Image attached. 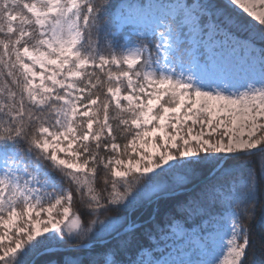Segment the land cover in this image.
Here are the masks:
<instances>
[{"label":"snow or ice","instance_id":"snow-or-ice-1","mask_svg":"<svg viewBox=\"0 0 264 264\" xmlns=\"http://www.w3.org/2000/svg\"><path fill=\"white\" fill-rule=\"evenodd\" d=\"M162 7L126 3L106 21L108 0H0V264L65 242L90 256L62 264H248L262 189L238 161L264 158V27L241 36L239 11L264 26V0ZM206 171L233 180L222 194L193 187L195 226L171 221L140 245L126 217L99 219ZM168 241L187 258L164 259Z\"/></svg>","mask_w":264,"mask_h":264},{"label":"trees","instance_id":"trees-1","mask_svg":"<svg viewBox=\"0 0 264 264\" xmlns=\"http://www.w3.org/2000/svg\"><path fill=\"white\" fill-rule=\"evenodd\" d=\"M120 0H108V4L114 6V8H109L106 10V14L104 19L107 21L109 17L113 14L115 6ZM200 2H205V0H199ZM212 3L221 7V9H225L228 11H236L228 7V2L225 0H211ZM239 19L242 21L244 27L242 28L240 35L241 36H248L249 34L259 36L261 31V27L259 26L258 22L252 20L251 17H248L247 14L242 13L239 11ZM251 30V32H250ZM123 143V141H121ZM250 161V163L245 168V174L247 173V169H253L258 177V182L262 189L261 197L258 200L256 205V220L250 224V231H251V244L249 247V254L247 257L248 264H264V227L261 226L259 223L261 211L264 210V180L260 179V170L261 167L264 166V158L261 157L259 153L255 156L251 157H241L240 161ZM211 172H198L195 177L190 178V182L185 183V187H189L195 184L200 179H204L207 175ZM151 175V174H150ZM160 182L165 185H171L174 182V176L172 174L162 176L159 178ZM233 180V176L225 175L216 173L212 175L209 179H205L201 181L199 185L196 187L197 190L200 188L207 187L211 192L213 188H215V192L217 194L218 190L226 186L228 187ZM146 181H141L140 185L134 187V191H139L141 188L144 187ZM100 182L98 180V187H100ZM228 189V188H227ZM193 189L189 191H184L178 193V195H167L156 198L155 195L152 197V203L147 206V210L144 207L137 206L132 210L124 213L120 210L113 209L106 213H102L99 217L101 220H107L113 217H126L127 221H132V224L137 222H144L143 225L137 226L134 229L136 236L138 237L137 243L140 245H146L150 241L148 240L145 233L147 231H157L158 229H167L169 222L173 220H180L183 225L186 227L188 225H194V221L198 220L199 217L196 215L189 216L185 210L184 204L186 201L190 199V194ZM156 198V199H153ZM74 210L79 208V203L77 198L74 196ZM216 207H220L219 202L216 204ZM91 217H86V219H90ZM124 223V222H123ZM126 225V224H125ZM124 225V226H125ZM99 227V226H97ZM119 227V226H118ZM122 229V228H120ZM104 236L102 238H105ZM126 238V237H125ZM101 239V238H100ZM99 239V240H100ZM64 246L70 245L69 243L65 242L62 244ZM111 246L109 243H101L96 244L97 249L104 247V246ZM39 252V251H38ZM34 252L31 254L27 259L30 262L31 258L34 256ZM132 255L131 252L126 253H117L116 259L118 260H127ZM79 257L81 260H86L89 258L90 253L87 250H80L79 252L75 251H51L47 252L46 254H41L37 257L35 264H62L65 259Z\"/></svg>","mask_w":264,"mask_h":264},{"label":"rangeland","instance_id":"rangeland-1","mask_svg":"<svg viewBox=\"0 0 264 264\" xmlns=\"http://www.w3.org/2000/svg\"><path fill=\"white\" fill-rule=\"evenodd\" d=\"M225 1H227L228 2V0H225ZM141 2V0H121L120 2H118V4L115 6V8H118L120 5H122V4H126V3H140ZM143 2L144 3H147L148 2V0H143ZM168 2H171V3H176V2H181V3H183V2H191V3H197V2H200L199 0H152V3L154 4V5H156V8L154 9V12H160V11H163V7L162 6H164V5H166ZM252 20H254L253 18H252ZM255 21V20H254ZM256 22V21H255ZM213 71H217V72H224V71H227V72H233V73H237V72H240V71H244V70H246V69H242V68H238V67H217V68H215V69H212ZM210 174V173H209ZM208 174V175H209ZM207 175V176H208ZM211 177V176H210ZM209 177V178H210ZM209 178H205V179H209ZM205 179H200L199 181H197V182H201V181H204ZM196 182V183H197ZM198 185H199V183H198ZM197 185V186H198ZM192 186V185H191ZM197 186H195V187H197ZM181 188H189V187H185V186H183V187H181ZM227 188L228 187H226V186H223V187H221L219 190H218V193L219 194H222V193H225L226 191H227ZM179 189V188H178ZM177 189V190H178ZM190 189H193V188H190ZM189 189V190H190ZM188 190V191H189ZM184 192V191H183ZM181 193V192H180ZM176 195H178V194H176ZM153 199H155V198H153ZM173 221H175V222H177V223H179L180 224V226L181 227H183V228H187L185 225H183V223L180 221V220H173ZM120 223L121 224H123V220H121L120 221ZM119 226V224L116 226V227H118ZM168 230H170L169 229V224H168ZM190 230V229H189ZM105 238H107V237H105ZM101 239H103V238H101ZM96 244H99V243H96ZM51 247H55L56 249H53V250H48V251H46L45 253H43V254H46L47 252H51V251H57V250H61V251H63V249H60V247H64V248H66V249H64V250H68V247H71V244L70 245H68V246H64V245H60V246H51ZM51 247H49V248H51ZM186 247V245H184V244H180V243H174V242H172V241H168V242H166L164 245H162V247H161V249L160 250H163L164 248H168V249H170L171 251H169L163 258L164 259H166V260H170V261H180V260H183V259H186L187 257L184 255V251H183V249ZM70 249V248H69ZM41 251H43V250H41ZM40 252V251H39ZM38 253V252H37ZM37 253H35V254H37ZM34 254V255H35ZM40 256V255H39ZM34 257V256H33ZM32 257V258H33ZM32 258H31V260H32ZM37 259V258H36ZM36 262V261H35ZM35 264V263H34Z\"/></svg>","mask_w":264,"mask_h":264},{"label":"water","instance_id":"water-1","mask_svg":"<svg viewBox=\"0 0 264 264\" xmlns=\"http://www.w3.org/2000/svg\"><path fill=\"white\" fill-rule=\"evenodd\" d=\"M215 173V171H211V173L206 177V178H209L211 175H213ZM205 179V178H204ZM203 180V179H202ZM198 183H200V182H197V183H195V184H193L192 186H189V188H179L177 191H176V193L174 194V195H176V194H178V193H180V192H183V191H188L190 188H193L194 186H197L198 185ZM162 196H165V195H161L160 197H162ZM166 197V196H165ZM156 199V198H155ZM129 222L130 223H132V221H130L129 220ZM135 225H137V226H139V225H142V224H144V222H138V223H134ZM125 227H127V225H125ZM120 231L121 232H123V228L122 229H120ZM106 241H109V237H107V238H103V239H100V240H98L97 241V243H99V244H101V243H104V242H106ZM68 248H71V247H68ZM53 249H56L55 247H51V248H48L47 250H43V251H40V252H38L37 254H35L34 255V257L32 258V260L29 262V264H34L35 263V261L37 260L36 258L39 256V255H41V254H43V253H45L46 251H50V250H53ZM60 249H66V248H64V247H60Z\"/></svg>","mask_w":264,"mask_h":264},{"label":"bare ground","instance_id":"bare-ground-1","mask_svg":"<svg viewBox=\"0 0 264 264\" xmlns=\"http://www.w3.org/2000/svg\"><path fill=\"white\" fill-rule=\"evenodd\" d=\"M216 173H217V171H215L214 174H216ZM214 174H213V175H214ZM211 176H212V175H211ZM104 243H108V241H106V242H104ZM104 243H103V244H104ZM68 250H69V248H68ZM68 250H63V251H68Z\"/></svg>","mask_w":264,"mask_h":264}]
</instances>
